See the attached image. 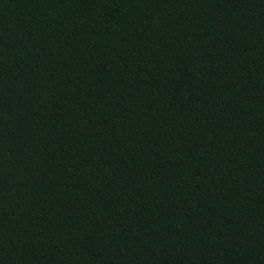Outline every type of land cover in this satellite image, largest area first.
Returning <instances> with one entry per match:
<instances>
[{
    "label": "trees",
    "instance_id": "trees-1",
    "mask_svg": "<svg viewBox=\"0 0 264 264\" xmlns=\"http://www.w3.org/2000/svg\"><path fill=\"white\" fill-rule=\"evenodd\" d=\"M0 264H264V0H0Z\"/></svg>",
    "mask_w": 264,
    "mask_h": 264
}]
</instances>
